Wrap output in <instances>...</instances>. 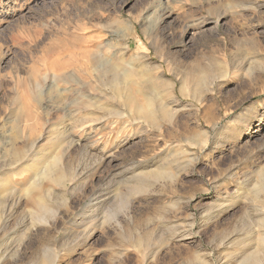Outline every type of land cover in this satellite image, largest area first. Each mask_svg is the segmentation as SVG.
I'll list each match as a JSON object with an SVG mask.
<instances>
[{
	"label": "rangeland",
	"instance_id": "obj_1",
	"mask_svg": "<svg viewBox=\"0 0 264 264\" xmlns=\"http://www.w3.org/2000/svg\"><path fill=\"white\" fill-rule=\"evenodd\" d=\"M0 264H264V0H0Z\"/></svg>",
	"mask_w": 264,
	"mask_h": 264
},
{
	"label": "bare ground",
	"instance_id": "obj_2",
	"mask_svg": "<svg viewBox=\"0 0 264 264\" xmlns=\"http://www.w3.org/2000/svg\"><path fill=\"white\" fill-rule=\"evenodd\" d=\"M123 53H125V52H123ZM97 54H98V53H97ZM100 54H102V53H100ZM114 55H115V54H114ZM95 56H96V55H95ZM112 56H113V55H112ZM115 56H116V55H115ZM123 56H124V55H123ZM123 56H122V57H123ZM99 57H100V56H99ZM101 57H102V55H101ZM140 57H141V56H140ZM102 58H103V57H102ZM117 58H118V57H117ZM91 59H92V58H91ZM94 59H96V58H94ZM107 59H108V58H107ZM107 59H106V61H107ZM113 59H114V58H113ZM113 59H112V60H113ZM92 60H93V59H92ZM109 60H111V59H109ZM114 60H115V59H114ZM94 61H95V60H94ZM104 61H105V59H104ZM118 61H120V60H118ZM95 62H97V61H95ZM108 62H109V61H108ZM102 63H103V62L101 61V58H99V59H98V63H96V64H99V65L101 64L102 66H105V64L103 65ZM113 63H114V62H113ZM121 63H122V62H121ZM93 64H95V63H93ZM108 64H109V63H107V65H108ZM107 65H106V66H107ZM92 67H93V66H92ZM100 67H101V66H100ZM108 68H109V67H108ZM114 68H115V65H114V67H113V70H114ZM103 70H104V69H103ZM103 70H102V71H103ZM117 70H118V69H117V66H116V72H117ZM106 71H107V70H106ZM110 71H111V69H110ZM110 71H109V73L111 74ZM114 73H115V70H114ZM102 74H103V73H102ZM105 74H106V73H105ZM105 74H104V75H105ZM107 74H108V73H107ZM110 74H109V75H110ZM104 75H103V76H104ZM103 76H102V77H103ZM113 76H114V75H113ZM108 78H111V77H108ZM125 98H126V97H125ZM124 101H125V100H124ZM130 101L132 102L131 104H132V105L135 104L134 106L136 107V100L132 99L131 95H130V98L128 97L127 102L129 103ZM127 102H126V103H127ZM128 103H127V104H128ZM137 104H138V107H137L135 110L138 111L139 113H142L143 111L140 110V105H139V103H137ZM129 105H130V104H128V106H129ZM142 108H143V107H142ZM142 108H141V109H142ZM148 111H149V110H148ZM149 115H150V114H149ZM139 116H140V115H139ZM142 118H143V117H142ZM145 118H146V117H145ZM145 118H144V119H145ZM148 119H149V118H148ZM150 119H151V117H150ZM146 120H147V119H146ZM150 121H151V120H150ZM153 121L155 122L154 119H153ZM61 178H62V175L59 174V177H56L55 179H56V180H60ZM39 186H40V185H39ZM38 189H39V188H38ZM38 189H37V190H38ZM35 192H36V191H35ZM28 193H30V192H28ZM31 193H32V192H31ZM37 194L39 195V191L37 192ZM32 196H33V195H32ZM29 197H30V200H31V196H30V195H29ZM34 197H35V201H36L37 204L40 206V208H41L42 206H43V208H46V207H47V203H46V207H45L44 204H43V203H44L43 198H41V197H39V196H38V197L34 196ZM45 200H46V199H45Z\"/></svg>",
	"mask_w": 264,
	"mask_h": 264
}]
</instances>
